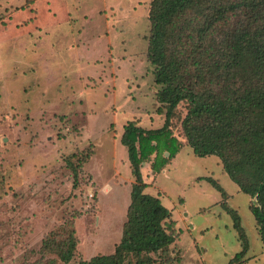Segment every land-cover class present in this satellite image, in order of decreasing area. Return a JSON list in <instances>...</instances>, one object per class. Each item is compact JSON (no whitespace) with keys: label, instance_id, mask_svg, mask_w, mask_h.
<instances>
[{"label":"rangeland","instance_id":"obj_1","mask_svg":"<svg viewBox=\"0 0 264 264\" xmlns=\"http://www.w3.org/2000/svg\"><path fill=\"white\" fill-rule=\"evenodd\" d=\"M151 2L0 0V264L58 259L44 255L52 252L43 241L52 231L65 238L70 221L79 245L68 264L112 254L122 240L135 182L124 128L136 119L146 129L164 124L148 54ZM88 151L75 182L69 162ZM149 164L146 193L183 233L148 264H229L242 233L243 264H264L252 199L217 155L186 146L159 173Z\"/></svg>","mask_w":264,"mask_h":264},{"label":"trees","instance_id":"obj_2","mask_svg":"<svg viewBox=\"0 0 264 264\" xmlns=\"http://www.w3.org/2000/svg\"><path fill=\"white\" fill-rule=\"evenodd\" d=\"M149 19L148 54L161 86L157 112L164 124L146 129L136 119L125 126L121 139L135 182L123 237L112 254L79 264H130L132 259L148 264L145 258L167 252L180 239L183 232L172 211L146 193L142 169L150 163L154 173L165 170L186 146L198 156L220 158L224 171L251 197L264 244V0H152ZM93 153L85 152L77 165L69 162L75 182L78 168ZM64 228L65 238L52 231L44 239L43 250L52 252L44 255L58 259L43 264L75 258L77 227L70 221ZM241 240L243 249L229 264L247 261L244 233Z\"/></svg>","mask_w":264,"mask_h":264},{"label":"crops","instance_id":"obj_3","mask_svg":"<svg viewBox=\"0 0 264 264\" xmlns=\"http://www.w3.org/2000/svg\"><path fill=\"white\" fill-rule=\"evenodd\" d=\"M143 170V169H142ZM152 171V170H151ZM143 172V171H142ZM144 174V173H143ZM145 179V178H144ZM146 181V180H145ZM148 184V183H147Z\"/></svg>","mask_w":264,"mask_h":264},{"label":"water","instance_id":"obj_4","mask_svg":"<svg viewBox=\"0 0 264 264\" xmlns=\"http://www.w3.org/2000/svg\"><path fill=\"white\" fill-rule=\"evenodd\" d=\"M169 154L167 153V156H168Z\"/></svg>","mask_w":264,"mask_h":264}]
</instances>
